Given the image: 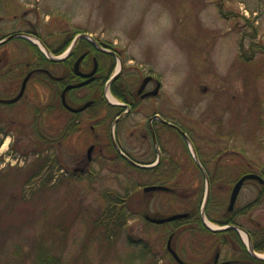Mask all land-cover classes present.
<instances>
[{"label":"rangeland","instance_id":"rangeland-1","mask_svg":"<svg viewBox=\"0 0 264 264\" xmlns=\"http://www.w3.org/2000/svg\"><path fill=\"white\" fill-rule=\"evenodd\" d=\"M16 2L37 11L41 22H55L48 30L87 32L107 40L123 56L126 79L132 78L136 67L141 75L148 70L161 81V102L175 104L178 125L189 134L199 160L211 164L214 154H223L220 178L215 176L210 186L204 212L209 225L220 227L210 217L221 220L241 175L254 173L264 180V0ZM4 28V32L14 29ZM5 49L14 63L33 51L19 41H11ZM31 91L30 106L4 114L19 123H0L7 131L3 137L0 134V264H29L24 259L39 244L56 251L63 264H178L167 249L177 225L151 224L142 213L162 218L189 209L195 210L196 218L178 231L172 247L189 264H205L211 258L215 242L199 225L198 211L207 189L201 173L172 172L169 166L148 173L130 166L110 145L111 120L105 129L96 128L104 135L98 146L102 151L96 149L85 173L72 172L75 159L80 166L86 162L91 142L88 122L82 120L80 136L70 137L62 146L55 135L44 140L46 126L35 117L40 100ZM127 123H120L112 133L129 149V156L137 161L155 158L147 148L143 151L138 137H130ZM175 148L180 164L188 162L191 150L179 136ZM167 155L166 151L163 157ZM45 157L47 166L37 171L34 162ZM172 176L184 197L143 192L144 185L163 184ZM217 181L225 183V191H217ZM110 193L124 199L116 204L125 217L121 228L105 225L108 217L102 214L114 205ZM234 211L241 213L236 218L239 226L254 229V222H260L264 227V185L245 182ZM220 249L227 256L231 247ZM16 250L21 256L13 260L10 256Z\"/></svg>","mask_w":264,"mask_h":264},{"label":"flooded vegetation","instance_id":"flooded-vegetation-1","mask_svg":"<svg viewBox=\"0 0 264 264\" xmlns=\"http://www.w3.org/2000/svg\"><path fill=\"white\" fill-rule=\"evenodd\" d=\"M16 1L0 0V123H19L18 118L6 119L8 116L4 114L16 108L21 110V108L30 106L28 98L32 90L31 92H35L40 100V103L35 105V117L40 118L43 126H46L42 134L44 140L55 135L58 144L62 146L70 137L80 136L82 120L85 123L88 122V139L94 143L90 142L87 148L86 162L83 166H80L81 163L76 161L77 159L75 163L70 164L72 172L85 173L87 171L96 149L102 151V148L98 146L104 135L98 134L96 128L106 127L107 122L111 120L108 133V138L111 140L110 145L117 156L130 166L148 173L162 172L166 166H169L172 172L177 169L189 171L193 169L201 173L205 180L207 178L210 186L218 177L220 178L217 172L220 171V160L223 154H214L215 160L211 164L200 161L196 153L197 161L188 154V162L180 164L178 161L174 153L177 136L183 143H186V139L182 133H185L189 140L191 138L178 125L175 117V104L165 101L167 104L164 103L163 106L161 102L163 86L152 72L146 70L141 75L139 69L133 67L135 70L132 78L126 79L124 72L127 66L123 56L107 40L93 38L87 32L71 35L69 31L65 33L59 28L48 30V25H54L55 22H41L37 11L33 8L23 9V6ZM6 6L9 7L6 9ZM4 24L14 29L4 32ZM77 34L89 35L91 39L82 37L73 42ZM31 39L43 44L45 53L41 52L30 41ZM11 41H19L28 45L33 51L24 53L25 60L14 63L5 49ZM118 60L121 63V70L119 75L112 80ZM106 88L109 95L116 99L117 104L107 99ZM132 117L138 118V121L129 125L127 120ZM122 122L130 126L128 127L130 137H138L143 151L147 148L148 153L152 152L155 158L150 157L145 161H137L129 156V149L123 147L119 137L112 133V130L115 132L117 125L120 126ZM6 133L7 131L0 127L1 136L3 137ZM161 133L166 136L162 138ZM166 151L168 155L163 157ZM210 172L216 175H209ZM163 182V184L144 185L143 192L153 195L156 191H145L144 189L153 185H161L167 189L162 191L166 194L180 198L185 196L177 189L179 185L176 182V176H172L168 182ZM216 183L217 191L226 190L224 182L217 181ZM228 205L221 220L213 217L210 219L219 225H231L241 229L242 233L236 228L209 231L202 221L199 222L201 230L207 231L216 245V250L205 264H264L262 255L264 253V227H261L260 222H254L257 226L254 229L239 226L240 223H237L236 218L241 216V213L234 211V207L229 211ZM183 213H187L184 219L164 223L177 225L171 232L174 234L173 239L178 231L181 232L188 228L187 222L196 218L194 209ZM142 217L154 224L150 221L154 216L144 212ZM199 218L201 219V216ZM225 245L231 247L227 256H223L220 249Z\"/></svg>","mask_w":264,"mask_h":264},{"label":"trees","instance_id":"trees-1","mask_svg":"<svg viewBox=\"0 0 264 264\" xmlns=\"http://www.w3.org/2000/svg\"><path fill=\"white\" fill-rule=\"evenodd\" d=\"M46 159H47L46 157L45 159L44 158L36 159V161L34 162V166L37 167V171H41L43 168H45V166H47ZM44 183H47V182L44 181ZM109 195H110L109 202L114 205H113V208L112 206L111 207L109 206V208H106L102 214L108 217L107 223L105 225L106 226L110 225L111 228L112 227L121 228V224L122 222H124L125 217L123 216L122 208L116 207V204H119L120 202L124 203V199L116 194L110 193ZM109 195L107 194L106 196H109ZM51 249L52 248H45L44 246L39 244L37 247H33V249H31V252H29L28 256L25 257L24 260L31 261L29 264H63L61 260V256L56 251L54 254ZM19 256H21V251L16 250L14 255H11L10 258L14 260Z\"/></svg>","mask_w":264,"mask_h":264},{"label":"water","instance_id":"water-1","mask_svg":"<svg viewBox=\"0 0 264 264\" xmlns=\"http://www.w3.org/2000/svg\"><path fill=\"white\" fill-rule=\"evenodd\" d=\"M82 37H88L87 35H84V34H78L76 35L75 39L73 42H76L79 38H82ZM42 47L44 48L45 50V47L43 46L42 44ZM121 70V63L119 64V70L113 75L112 77V80L115 79L118 75H119V72ZM94 71H92L93 73ZM91 74V73H90ZM89 104V103H87ZM86 106V105H85ZM84 106V107H85ZM82 107V109L84 108ZM81 110V109H80ZM182 135L185 137V139L189 142L188 138L186 137L185 133H182ZM196 159V157H195ZM246 180H257L259 181L260 183H264V180L257 174H245L243 175L234 185L233 189H232V192H231V195H230V200H229V205H228V210L231 211L233 206H234V203L237 199V196L240 192V189L241 187L243 186L244 182ZM154 190H167L165 187L163 186H150V187H147L145 188V191H154ZM208 196H209V183L207 181V190H206V194H205V198H204V201H203V208L202 210H204L205 206L207 205V202H208ZM187 217V213H179V214H173V215H170V216H167V217H162V218H151L150 221L151 222H154V223H157V224H161V223H165V222H170V221H173V220H177V219H182V218H185ZM226 228H236L234 226H227L225 228H218V229H215L216 231L218 230H223V229H226ZM237 229V228H236ZM171 238L172 236L170 237L169 241H168V244H167V247H168V250L170 251V253L172 254V256L174 257V259L179 263V264H187L185 262H183L179 257L178 255L176 254L174 248L171 246Z\"/></svg>","mask_w":264,"mask_h":264},{"label":"bare ground","instance_id":"bare-ground-1","mask_svg":"<svg viewBox=\"0 0 264 264\" xmlns=\"http://www.w3.org/2000/svg\"><path fill=\"white\" fill-rule=\"evenodd\" d=\"M36 43H38V42L36 41ZM38 44H39V43H38ZM110 101L115 102L113 98H110ZM211 227H213V228H217L215 225H211Z\"/></svg>","mask_w":264,"mask_h":264}]
</instances>
